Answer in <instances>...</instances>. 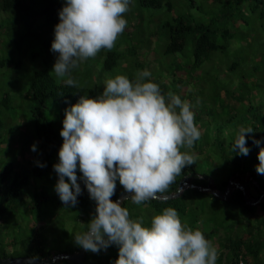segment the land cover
Returning a JSON list of instances; mask_svg holds the SVG:
<instances>
[{
    "label": "trees",
    "instance_id": "trees-1",
    "mask_svg": "<svg viewBox=\"0 0 264 264\" xmlns=\"http://www.w3.org/2000/svg\"><path fill=\"white\" fill-rule=\"evenodd\" d=\"M135 1L132 6V0H128L122 17L127 26L114 47L80 61L70 70L75 85L68 86L65 80L57 82L48 69L59 55L51 51V44L54 27L60 22L58 13L66 0H0V36L5 37L4 45L11 47L0 56V258L29 256L51 261L55 255L82 249L73 236L87 230L96 214V202L89 198L79 168L76 175L82 194L74 207L64 205L54 191L58 177L53 165L58 163L63 143L59 133L65 109L81 96L101 95L105 80L117 73L133 81L138 72L147 70L151 75L146 82L156 83L166 99L172 92L191 103L200 133L192 148H181V152L196 156L194 164L183 168L168 190L157 195H174L186 181L194 187L183 188L178 197L167 201L149 200L137 205L127 199L122 206L131 219H142L146 227H150L154 215L169 207L175 209L182 224L200 230L216 247V264H263L264 175L255 168L258 152L264 148V0H185L186 9L181 11L173 0L165 4V0ZM156 11H162V17L156 18ZM251 15L255 21L250 20ZM126 36L131 38L123 43ZM154 36L158 49L149 45ZM241 36H247L246 42ZM249 36L257 48L253 58L247 53L254 51ZM236 47L241 58L224 68L228 50ZM27 51H31V71L23 69ZM14 53L19 56L17 60L12 57ZM146 55L152 61H147ZM98 63L103 65L93 74ZM246 63V69L258 78L231 79L228 73ZM252 63L257 64L251 68ZM18 108L23 113H18ZM241 127L254 130L251 138L245 134L246 147L250 148L247 156L232 151ZM12 139L19 143L27 140L36 145L37 151H31V157L23 150L16 152ZM252 139L260 140V146H254ZM37 161L45 167H37ZM219 165L226 170L221 172ZM243 175L249 179L241 186L251 203L258 201L255 205L246 204L239 188H233L226 200L197 189L208 187L207 179H211L214 189L223 196L229 180ZM116 185L113 202L123 190L118 181ZM68 218L75 224L83 222L82 228H64ZM117 258L118 246L112 245L97 253L85 251L83 261L76 264H114ZM52 264L72 263L60 259Z\"/></svg>",
    "mask_w": 264,
    "mask_h": 264
},
{
    "label": "clouds",
    "instance_id": "clouds-1",
    "mask_svg": "<svg viewBox=\"0 0 264 264\" xmlns=\"http://www.w3.org/2000/svg\"><path fill=\"white\" fill-rule=\"evenodd\" d=\"M127 6L128 0H66L58 13L60 22L54 27L51 51L59 54L52 71L58 77L67 75L68 86L75 85L70 70L80 61L114 47L127 26L122 18ZM150 75L144 70L133 81L122 74L108 78L101 95L81 96L65 109L59 133L63 143L58 163L53 165L58 177L54 191L64 205L78 203L82 194L78 166L89 198L96 202V214L87 230L73 236L74 243L85 251L97 253L116 245L114 264H216V247L200 230L182 224L175 209L169 207L154 215L146 227L142 219H131L122 206L126 199L137 205L167 201L168 196L157 194L165 193L181 170L196 160L195 155L181 152V148H192L200 137L193 106L172 92L166 99L156 83L146 82ZM253 132L251 127H241L232 151L247 156L250 148L245 134L251 138ZM252 144L259 147L261 141L252 139ZM30 150L36 152V145ZM257 159L255 170L264 175V148ZM117 181L132 193L130 198L111 200Z\"/></svg>",
    "mask_w": 264,
    "mask_h": 264
},
{
    "label": "rangeland",
    "instance_id": "rangeland-1",
    "mask_svg": "<svg viewBox=\"0 0 264 264\" xmlns=\"http://www.w3.org/2000/svg\"><path fill=\"white\" fill-rule=\"evenodd\" d=\"M167 0H165L163 3L165 4V2H166ZM134 3H136V1L135 0H132V2L130 3L132 6H133V4ZM173 4H174V6H175V8L177 9V10H179V11H181V9L183 8V10H185L186 9V1L185 0H173ZM204 5H206L207 7H209V4H207V2H205L204 3ZM182 10V11H183ZM162 11H165V5L163 6V9H162ZM162 11H156V12H154L153 14H155V17L156 18H160V17H162ZM176 11V10H175ZM177 12V11H176ZM146 14H148L149 15V13L148 12H145ZM255 17L253 16V15H251V18H250V20H252V21H255V19H254ZM0 19H1V16H0ZM252 21H250L251 22V28L252 29H254L253 28V25H252ZM145 25V24H144ZM151 27H153V24H151V25H149V28H151ZM250 28V29H251ZM251 29V30H252ZM154 30H156V29H154ZM258 32H260L261 34H263L261 31H260V29H258ZM159 33V32H158ZM249 35V34H248ZM132 36V35H131ZM131 36H126L124 39H123V43L124 42H126V40H130V38H131ZM247 37V36H246ZM246 37H242L241 36V39L242 40H244V42H246V40H247V38ZM250 37V39H252V41H253V38L251 37V36H249ZM4 36H0V56L1 55H3V54H6V52H8V51H10V49H11V47L10 46H8V45H4V43H3V40H4ZM118 39H119V37H118ZM117 39V40H118ZM151 44L156 48V49H158V47H157V41H156V39H155V36H154V38L152 39V41L149 43V45L151 46ZM255 42L253 41V47H254V51H250V52H247L248 53V56H250L251 58H253L254 57V55H255V53H256V50H257V48L255 47ZM24 49V48H23ZM30 53H31V51H27V56L24 58V67H23V69L25 70V71H31L32 69H33V64H32V62H31V60L29 59L30 58ZM123 54V53H122ZM123 55H127V53L126 54H123ZM29 56V57H28ZM96 56V55H95ZM94 56V57H95ZM147 56V55H146ZM12 57L13 58H15V60H17L18 59V55H16V53H14V54H12ZM93 57V58H94ZM236 58H241V57H239V52H238V47H236V48H230L229 50H228V55L226 56V58L224 59V61H223V65L225 66L224 68H226L227 69V66L229 65V64H231V62H233ZM181 60H182V57L180 58ZM131 61V59L130 58H128L127 59V62H130ZM147 61H152V59L150 58V57H148L147 56ZM163 61V60H162ZM157 61H155L154 63H156ZM101 64L102 63H98L97 65H95L94 66V68H93V70H92V72H93V74H96L97 73V71H100V69H101ZM257 63H252V65H251V68H252V66H254V65H256ZM248 65L249 64H243V65H241L236 71H234V72H229L228 74L231 76V79H234L235 81H238L239 79H241V77L242 76H245V79H247L248 81H253V80H256V78H258L257 77V74H253V72H251V69H246L247 67H248ZM44 67V66H43ZM49 71H50V73L54 76V78L57 80V82H62V80H66L67 78H68V76L66 75V76H64V77H58L56 74H55V72L54 71H52L53 70V66H49ZM260 70L262 69L261 68V65H260V68H259ZM246 70H248L247 72H246ZM128 72H129V70H127ZM118 75H120L121 73H117ZM252 74H253V76H252ZM20 76H24V77H27L23 72H20ZM106 76V75H105ZM79 77V76H78ZM83 77V74L79 77V78H82ZM71 78H74V73H72L71 74ZM3 81H7V79L4 77V79H3ZM75 81V80H74ZM224 81L225 82H228V81H230L229 79H224ZM76 82V81H75ZM87 82L86 81H84L83 82V85H84V87H86L87 85ZM2 80H0V96H2ZM86 85V86H85ZM80 86H82V85H80ZM13 88V87H12ZM10 89V88H9ZM14 89V88H13ZM18 113H20V112H22L23 113V110L21 109H19L18 108ZM7 114H9V115H11L12 117H13V115L11 114V112H9V111H7L6 112ZM21 114V113H20ZM21 116V115H20ZM18 121L15 119V121H14V124L15 125H18ZM16 136L18 137L19 135H18V133L16 134ZM26 139V138H25ZM24 139V140H25ZM26 144H25V143ZM4 144H6L5 142H3ZM11 144H12V147L14 148V150L16 151V152H19V151H21V150H23L24 152H25V155H27V156H29V157H31L30 156V152H31V150H30V148H31V144H28V141L26 140V141H23V142H21V143H19L18 141H17V139H12L11 140ZM28 144V145H27ZM7 146H8V140H7V144H6ZM27 145V146H26ZM23 147H25V149H22ZM11 155H13L14 157H15V155L14 154H11ZM219 167L221 168V172L222 171H224V170H226L225 169V167L224 166H221V165H219ZM77 169H78V167H77ZM219 170V169H218ZM217 170V171H218ZM217 171H216V173H217ZM248 179H249V176H247V175H243V176H239V177H235V178H232V179H230L229 180V182L231 183V189H230V191L233 189V188H236L235 187V185L236 184H239V185H241L242 183L243 184H245V183H247L248 182ZM208 182H209V186L208 187H205V188H207V190H209V191H207V192H210L211 193V191H214V192H218V191H216L215 189H214V183H213V181L211 180V179H208ZM241 182V183H240ZM202 188V187H201ZM189 213H192V211H190ZM65 215V214H64ZM66 216V215H65ZM188 214H186L185 216H184V218H185V221L188 219ZM71 218H68V220H66V223H65V225H64V228H66V229H68V230H71L74 226H75V228L74 229H78L79 230V228L77 227V226H79L80 227V229L82 228L81 226H82V223L83 222H79V223H74L73 222V220H70ZM21 231H23V229H21ZM264 264V263H263Z\"/></svg>",
    "mask_w": 264,
    "mask_h": 264
},
{
    "label": "water",
    "instance_id": "water-1",
    "mask_svg": "<svg viewBox=\"0 0 264 264\" xmlns=\"http://www.w3.org/2000/svg\"><path fill=\"white\" fill-rule=\"evenodd\" d=\"M184 187H191L192 188L194 186L192 184H189V181H186L179 188L178 192L180 190H182ZM235 187L241 189L244 192V188L241 187V186H238V184H236ZM197 189L199 191H209V190H207V188L198 187ZM230 189H231V183L228 182L225 194L223 196L220 194V192L216 193L214 191H211V193L214 194V196H216V197H218L220 199L226 200L228 192H229ZM178 192L176 194H174V195H168V197L169 198L178 197L179 196ZM244 194H245V192H244ZM131 195H132V193H128V192H126L123 189L121 194L118 196L117 200H122L124 197L130 198ZM244 200H245L247 205H254L255 204V203H251L248 200L246 194L244 196ZM84 256H85V250L84 249H80L78 252H75V253L55 255L52 258L51 261H47L46 259H41V258H38V257H35L36 259H32L33 257L22 256V257H8V258H4V259L0 258V264H52V262H54L56 260H60V259H66L69 262H71L72 264H76V263H81L83 261V259H84Z\"/></svg>",
    "mask_w": 264,
    "mask_h": 264
}]
</instances>
